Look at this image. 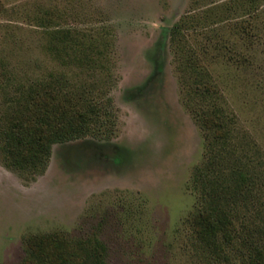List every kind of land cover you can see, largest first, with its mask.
Wrapping results in <instances>:
<instances>
[{"label": "rangeland", "instance_id": "374dc122", "mask_svg": "<svg viewBox=\"0 0 264 264\" xmlns=\"http://www.w3.org/2000/svg\"><path fill=\"white\" fill-rule=\"evenodd\" d=\"M65 30L104 49L107 69L54 36ZM48 84L109 96L112 120L55 143L41 174L0 150V264L49 235L98 241L107 264H243L247 243L264 244V0H0V118ZM207 117L223 127L207 132ZM209 162L205 176L248 174L217 193L233 222L223 251L191 222Z\"/></svg>", "mask_w": 264, "mask_h": 264}, {"label": "trees", "instance_id": "16d2710c", "mask_svg": "<svg viewBox=\"0 0 264 264\" xmlns=\"http://www.w3.org/2000/svg\"><path fill=\"white\" fill-rule=\"evenodd\" d=\"M174 32L180 33L179 26ZM73 34L71 30H65L54 36L62 42L77 43V47L84 51L83 62L88 68L101 66L106 70L105 65L99 63L106 56L104 49L91 43L86 45ZM55 48L58 50L57 46ZM88 50L92 52L88 53ZM59 91L55 84L44 85L40 92L24 90L20 97L10 102L9 112L0 118L1 159L10 170L30 175L41 174L47 167L55 143L80 137L86 131L105 134L106 123L112 120L113 102L109 96L97 102L95 97L84 93L72 95L71 92L62 94ZM204 123L210 133V129L223 127L221 120L213 117L205 118ZM219 133L213 138H219ZM213 164L209 162L203 170L196 169L193 183L203 205L192 214L191 222L196 239L202 246L223 251L224 242H232L233 222L231 212L218 200L217 193L238 192L246 183L248 174L232 171L226 176L213 171L210 176L203 175ZM206 199H210L208 205L203 203L207 202ZM244 241L247 242L246 239ZM247 246L248 258L243 264H264V244L250 242ZM104 249L98 241L76 240L72 243L58 235L35 237L29 243L23 264H107Z\"/></svg>", "mask_w": 264, "mask_h": 264}]
</instances>
